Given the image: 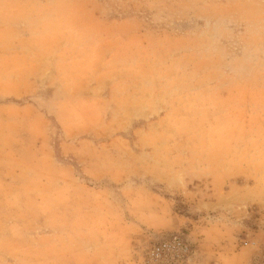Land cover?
<instances>
[{"label": "rangeland", "instance_id": "rangeland-1", "mask_svg": "<svg viewBox=\"0 0 264 264\" xmlns=\"http://www.w3.org/2000/svg\"><path fill=\"white\" fill-rule=\"evenodd\" d=\"M31 105L72 181L17 170L0 264H264V0H0V127Z\"/></svg>", "mask_w": 264, "mask_h": 264}, {"label": "crops", "instance_id": "crops-1", "mask_svg": "<svg viewBox=\"0 0 264 264\" xmlns=\"http://www.w3.org/2000/svg\"><path fill=\"white\" fill-rule=\"evenodd\" d=\"M3 108H6L7 110L10 107L0 106L1 110H4ZM33 108H34L33 105H31L29 109L27 106L17 107V109L20 111L19 118H16V121H14L15 119L14 117L7 118L10 121L6 123V127L5 128L0 127V151L3 150L6 151V149L8 151L9 147L13 146L12 148L13 161L10 158L8 160L6 159L7 162L0 163V179L1 180L3 179L5 181V185L3 187H0V193H4L6 196L9 194H11V196H14L17 193H25V190L20 189L22 183L17 179L22 175L21 173L17 172V170L21 168L25 169L23 175L24 178H27L30 175H32L30 172H33L35 176H37L36 173L45 172L47 167L52 169L53 166L55 168L56 166L59 168L63 166L68 175V181H72V175L70 174L71 165L66 161H62V160L56 161L54 159L53 153L50 150V148H53V144H52L53 142L51 143L50 140H48V138L45 136L44 129L42 127L38 128V125L33 129V127L35 126L33 124L35 123L24 121L25 120L24 117L26 114L34 115L37 112V115H39L37 109L31 111ZM40 129H41V133L39 132ZM35 130L37 131L35 132ZM17 140H20V143H17ZM2 156L7 158L6 155H2ZM11 181H13V183ZM7 186L9 187L13 186V188L5 189V187ZM63 186L64 185L62 184L59 187L61 189L63 188H66L67 190L69 189V187H65V186L63 187ZM70 187H71L70 189H72V186ZM73 187L75 190L80 192H84L85 189H88L87 187H82V186L79 187L73 186ZM101 195L102 197H104V194L101 193ZM76 199H77V195L73 197L71 196L70 199L71 202H69V205L73 206L74 202L77 201ZM19 207L20 206L16 207V204L10 203L6 200L4 203L2 202L0 209L6 212L5 215L7 218L2 217V219L0 220V226L4 227L5 229L4 233H0V241H15L17 244L21 243V245H23L22 243L26 244L27 242L30 241V237H31L30 231L27 230L24 232L23 221L22 223L20 222L16 223L13 220H17V219L9 216L10 213H16L17 211L16 209H19ZM89 212L92 211H86V213ZM105 214L108 216L105 218L109 219L110 214L108 212H106ZM87 220L90 221V215H87L85 217V221ZM109 225L110 224H108V226Z\"/></svg>", "mask_w": 264, "mask_h": 264}, {"label": "built area", "instance_id": "built-area-1", "mask_svg": "<svg viewBox=\"0 0 264 264\" xmlns=\"http://www.w3.org/2000/svg\"><path fill=\"white\" fill-rule=\"evenodd\" d=\"M187 253L188 247L185 245L184 239L174 236L169 241L154 246L150 256L155 262L166 261L165 264H182Z\"/></svg>", "mask_w": 264, "mask_h": 264}]
</instances>
